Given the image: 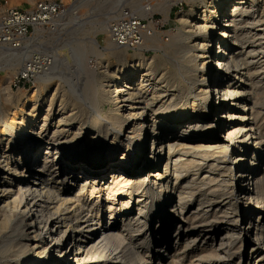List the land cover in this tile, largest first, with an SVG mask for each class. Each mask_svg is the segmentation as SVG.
I'll use <instances>...</instances> for the list:
<instances>
[{
	"label": "bare ground",
	"instance_id": "1",
	"mask_svg": "<svg viewBox=\"0 0 264 264\" xmlns=\"http://www.w3.org/2000/svg\"><path fill=\"white\" fill-rule=\"evenodd\" d=\"M187 3L171 41L184 63L115 59L95 82L106 111L90 102L82 116L79 90L58 94L54 75L16 93L0 78V226L13 234L1 248L14 257L2 264H177L197 239L213 264H264V57L241 43L264 34V0Z\"/></svg>",
	"mask_w": 264,
	"mask_h": 264
},
{
	"label": "rangeland",
	"instance_id": "2",
	"mask_svg": "<svg viewBox=\"0 0 264 264\" xmlns=\"http://www.w3.org/2000/svg\"><path fill=\"white\" fill-rule=\"evenodd\" d=\"M48 1H56L58 3L60 2L65 5L69 3V1L71 0H0V6L7 5L17 9L28 10L34 5L43 2L47 3ZM159 2H163V3H159ZM187 2L188 0H84V4L82 5L79 11L80 18L82 19L88 18L89 21H91L92 18L94 27L91 28L86 27L80 29V32H82L84 40L86 41L83 43V45L76 46L74 50L76 49L78 51L84 50L83 57L80 60L78 57H67L66 61H60L59 64L57 63V67L55 71L53 70L54 72L52 71L50 74H48V75H54L52 79V84L53 83L55 84L58 94L65 93L69 95L71 88H75L79 90V96L76 97L78 100L79 99L80 100L78 101L74 96L69 100V103H76V104L84 103L87 109H85L84 114L82 116L87 115L89 113H93L91 107L88 108L90 102H93V105H97L103 111H106L109 105L108 103H105L100 99L101 98L100 95L96 94L98 91V86L96 85L95 82L104 73L110 72V70L112 69L115 63V59L134 54L135 52H142L146 57L149 58L152 57V61H155L157 64L163 63L165 66L169 67L171 64L169 62L170 60L168 58L169 56V57H174L176 63L180 65V63L183 62L184 59L183 57H186V55L184 53H179V54L176 53L175 45H173L176 41L174 43L171 41L177 40L176 37H179V33H180L179 24L177 23L175 17L176 13L179 12L181 9H188ZM157 3L160 6L161 4L164 3L166 5L171 3L169 7V16H166L164 11L159 10ZM257 7L258 9L255 12V14L264 13V8L263 7L261 8V5H258ZM134 22L135 23L139 22V25L138 26L132 25V23ZM250 24L252 25V23L249 22V25ZM254 25L257 27V28L255 27V29L262 30V28H264V23L262 24L258 23V25L256 23ZM262 32L263 30L261 31V33H258V35L256 33L252 35V37H250L249 39L241 42L242 45L244 46L245 49L244 51H248L249 49L252 48L255 50L253 51L252 57H264L263 56L264 51L263 52L261 51L264 50V48L256 49L258 43L261 44V42H264V37H263L264 34ZM134 36L137 38L133 39ZM145 37L146 38L151 37L154 40H156V42L147 44V42H145V40L147 41ZM90 38L91 39L93 38L95 41L90 42L89 41ZM181 38L178 40L177 43L180 44L184 43V37L182 36ZM164 41L169 42L170 44L168 45L164 44L165 43ZM143 43L146 44L144 45ZM152 47L155 50L152 49ZM157 47L159 50H157ZM160 48L163 50L161 51ZM85 73H86V78H85ZM48 75H45L42 78H40L38 81H36L34 86L45 85V82L41 83V80L43 78H46ZM92 81L94 83V86L93 87L91 86L93 91H91V93L84 96V94L82 93L83 89L88 86L87 85L88 82L90 83ZM8 86H9V91L14 93L18 91V89H16L15 86L10 85V83L8 84ZM0 105H1V100H0ZM262 110L264 111V109ZM40 114L42 115V111H40ZM68 114L73 117L78 116V118H83V119L85 118V117H79L80 112L78 110H74L73 112H68ZM261 114L262 116H264L263 112ZM0 123H2L0 124V133H1V129H3V126L9 123V118H7L4 115V109L1 107H0ZM152 145H153L152 142L151 143L146 142L145 147L147 149L145 150V152H150L149 150L152 149ZM157 190L155 192L158 193ZM165 215H166L165 218H167L168 214L166 213ZM157 221L158 218L156 219L155 217V219H153L151 224H156ZM190 223L191 220H187L185 224L184 223L181 224V226L183 225L181 228L189 227ZM121 225L122 224L119 223L118 226L122 227ZM175 225H177V223ZM144 232L145 234H143V237L150 236V231H144ZM10 236H13L11 230L2 228L0 226V252H1L0 264H2L3 261H5L4 259L6 258L14 259L13 256H9L5 254L3 249L1 248V245L5 243ZM202 240L200 241L199 239H197V241L194 243L197 244V246L195 245V247H192L190 245L187 248L186 252L183 253V260L177 264H189L190 260H194L193 255H195L196 252H199V255L202 256L200 257L205 260L204 264L215 263V261H217V260H213L216 258L215 251L208 249V246L207 249H205L204 251L203 248L206 247V244H204ZM216 242L217 241H214V245L216 244ZM154 246H155V251L153 253L156 254V250H158L161 244L158 245L155 244ZM234 250H236V248ZM192 251L194 252L192 253ZM127 254L128 253L125 254L126 257L130 256L129 254L128 255ZM232 257L235 258V261L238 259L237 258L238 255L236 253L235 254L233 253ZM145 259L149 262V257L147 258L146 256ZM169 261L170 260L167 259L166 263H168ZM153 262L154 261L152 259L151 264ZM125 264H136V262L129 261V263L126 262Z\"/></svg>",
	"mask_w": 264,
	"mask_h": 264
},
{
	"label": "built area",
	"instance_id": "3",
	"mask_svg": "<svg viewBox=\"0 0 264 264\" xmlns=\"http://www.w3.org/2000/svg\"><path fill=\"white\" fill-rule=\"evenodd\" d=\"M83 4L48 1L28 10L0 6V77L9 78L18 90L30 88L57 63L73 57L75 47L86 41L80 29L94 27L92 18H80Z\"/></svg>",
	"mask_w": 264,
	"mask_h": 264
}]
</instances>
